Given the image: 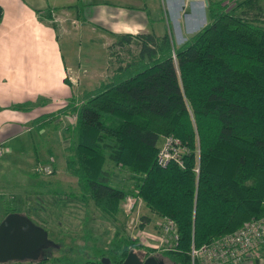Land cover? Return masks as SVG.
Instances as JSON below:
<instances>
[{"label":"trees","instance_id":"1","mask_svg":"<svg viewBox=\"0 0 264 264\" xmlns=\"http://www.w3.org/2000/svg\"><path fill=\"white\" fill-rule=\"evenodd\" d=\"M205 2L206 25L178 48L166 33L112 35L115 46L135 44L137 53L56 115L35 120L39 132L68 116L64 170L76 181L77 200L113 224L102 252L110 264L130 251L157 252L120 236L127 192L112 186L114 168L129 174L131 196L170 223L176 239L158 253L172 264H198L191 248L264 217V0ZM166 138L183 149L180 165H156ZM12 213L7 203L0 221ZM47 243L37 260L13 262L72 264L52 256L58 245Z\"/></svg>","mask_w":264,"mask_h":264},{"label":"rangeland","instance_id":"2","mask_svg":"<svg viewBox=\"0 0 264 264\" xmlns=\"http://www.w3.org/2000/svg\"><path fill=\"white\" fill-rule=\"evenodd\" d=\"M182 1L189 2L184 12L188 16L184 17L181 14L179 20H175V11L179 12L180 0H173L170 3L169 11L167 0H140V4L144 6L141 13L147 16L146 19L144 18V21L148 23L147 32L160 38L163 35L162 29H165V33L169 29L172 34L170 40L174 48L182 46L188 38L200 31L207 23L204 13V1L203 6L200 5L201 0H196L197 4H194L195 0ZM261 4L264 5L263 2ZM164 10H167V16ZM63 24L64 28H67L68 25L71 27L75 25L71 22L68 24L63 22ZM139 28L143 30L142 27ZM75 30L77 32L80 30L77 25H75ZM91 32V34H87L88 37H85L84 41L82 37H77L76 42L78 43L76 44H70L65 37L60 39L61 50L66 63L76 61L81 70L83 66L85 73L83 77L84 84L80 83L83 81L77 78L79 84L74 91L76 98L79 97L83 89L86 91L93 90L100 81L105 80L112 74L118 63L123 65L127 61L128 54L134 55L138 51L135 44L121 48L115 46L113 37L110 39L102 34L100 36L93 30ZM71 45L72 49L69 54L67 49ZM57 127L59 131L50 129L44 131V134L37 135L34 132L23 134V137L18 140V143L23 144L22 150L11 151L9 156L8 152L1 146L3 150L0 155V219L7 203H10L16 214H26L34 224L46 230L47 237L52 243L58 245L56 247L50 246L52 247V256H65L72 264H83L85 261L100 263L102 258H106L102 256L104 254L102 252L104 249H108L109 246L106 248L107 240L114 229L105 228L106 240H104L103 247H95L96 241L85 231L84 220L87 219L85 211L88 207L92 208L94 206L90 202L81 203L77 200V188L74 185V178L67 174L63 167L66 156L65 148L69 145L67 119L62 118L57 123ZM49 152L55 158L54 160H57L53 165L50 159H47L46 153ZM33 158H36L37 162ZM45 159H47L46 163L50 165V168L49 165L44 167L52 169L49 175H42L36 171L41 166V164H37L38 161L42 162ZM29 163H32L31 168L28 166ZM56 173L60 181L63 178L66 181L62 180L63 183L60 184L51 183L52 177ZM33 174H36V176ZM128 177L129 174L126 171L113 169L111 184L127 192L126 199H128L120 203L123 214L122 226L119 227L120 236L133 239L136 244L144 249L157 251L152 254L153 257H157L165 264H172L158 253V251L163 250L157 239H162L160 229L164 221L150 214L139 200L130 195L134 192ZM54 181L57 180L54 179ZM73 192L75 193L73 194ZM72 196H75L76 199ZM129 201L134 202V204L132 209L127 210ZM141 218L146 220H141ZM44 249L46 251V248ZM134 254L142 256L139 250H135ZM4 264L17 263L11 261ZM21 264L28 263L23 262Z\"/></svg>","mask_w":264,"mask_h":264},{"label":"crops","instance_id":"3","mask_svg":"<svg viewBox=\"0 0 264 264\" xmlns=\"http://www.w3.org/2000/svg\"><path fill=\"white\" fill-rule=\"evenodd\" d=\"M172 1L167 0L168 11ZM203 1L205 7L206 0H201L200 5L203 6ZM187 3L180 0L175 20H179L181 14L188 16L184 13ZM197 3L195 0L194 4ZM142 7L140 0H0V146L8 156L11 151L22 150L23 144L18 140L23 134H44L50 129L59 131L57 123L68 117L64 114L37 133L35 120L54 116L77 100L74 92L79 84L77 80L84 84L85 73L83 66L81 70L76 61L66 63L61 37L67 38L70 44H76L77 37L84 41L91 30L110 39L112 35L147 34L148 23L144 21L147 16L141 13ZM164 12L167 16V10ZM63 22H71L80 30L77 32L75 25H68L65 29ZM162 34H165V29H162ZM166 34L171 38L169 29ZM71 49L72 45L67 49L69 54ZM83 91L86 90L81 93ZM46 155L52 165L57 162L50 152ZM47 159L37 164L49 165ZM31 164L28 165L30 168ZM62 180L66 181L65 178L60 181L56 173L51 183L60 184ZM74 185L76 187L75 179ZM72 198L76 199L75 196ZM85 212V231L96 241L95 247H103L105 228L112 230L113 224L95 207H88ZM110 235L106 248L113 233ZM241 264H264V256Z\"/></svg>","mask_w":264,"mask_h":264},{"label":"built area","instance_id":"4","mask_svg":"<svg viewBox=\"0 0 264 264\" xmlns=\"http://www.w3.org/2000/svg\"><path fill=\"white\" fill-rule=\"evenodd\" d=\"M1 152L2 148L0 146V155ZM182 152L183 149L177 141L166 138L159 148L156 157V165L158 167H164L169 161H173L177 165H180L179 157ZM49 168H45L44 165H41L36 171L42 175H49L52 171V169ZM127 200L128 199H126V201ZM128 204L127 210L132 209L134 202L131 203L129 201ZM160 230L162 231V239L160 240L158 238L157 240L163 247V250H168L176 237L170 223L167 221L162 222ZM263 246L264 217L244 223L236 231L221 236L211 244L201 246L197 249L191 248L190 258L191 263L197 261L198 264H241L262 257Z\"/></svg>","mask_w":264,"mask_h":264},{"label":"water","instance_id":"5","mask_svg":"<svg viewBox=\"0 0 264 264\" xmlns=\"http://www.w3.org/2000/svg\"><path fill=\"white\" fill-rule=\"evenodd\" d=\"M47 245L45 233L33 227L26 217L12 213L0 221V264L11 261H35L38 259V250ZM100 263L110 264L107 258H102ZM121 264L161 263L153 256L141 260L130 251Z\"/></svg>","mask_w":264,"mask_h":264},{"label":"flooded vegetation","instance_id":"6","mask_svg":"<svg viewBox=\"0 0 264 264\" xmlns=\"http://www.w3.org/2000/svg\"><path fill=\"white\" fill-rule=\"evenodd\" d=\"M139 256V255H138ZM149 257V256H148ZM155 257V256H154ZM139 258L141 259V260H143V259H145L146 257H143V255L140 257L139 256ZM155 259L157 260V261H159L161 264H165L164 262H162L161 260H158V258L157 257H155Z\"/></svg>","mask_w":264,"mask_h":264}]
</instances>
